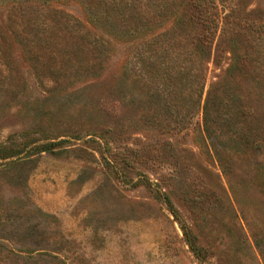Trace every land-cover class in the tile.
Wrapping results in <instances>:
<instances>
[{
	"label": "rangeland",
	"instance_id": "obj_1",
	"mask_svg": "<svg viewBox=\"0 0 264 264\" xmlns=\"http://www.w3.org/2000/svg\"><path fill=\"white\" fill-rule=\"evenodd\" d=\"M229 2L208 58L153 6L0 7V264H264V0Z\"/></svg>",
	"mask_w": 264,
	"mask_h": 264
},
{
	"label": "trees",
	"instance_id": "obj_2",
	"mask_svg": "<svg viewBox=\"0 0 264 264\" xmlns=\"http://www.w3.org/2000/svg\"><path fill=\"white\" fill-rule=\"evenodd\" d=\"M124 1L125 0H0V7L5 6L8 9L11 8L10 10L12 14L13 12H18L19 10L21 13L18 15V18L22 21L29 15L28 12L30 10L33 11L34 15L27 19V23H30L33 26H37L39 20H43L44 18V16L42 15L44 9H50V7L55 4L75 2L83 7L84 13L88 17V21L93 27L106 29L108 27L112 28L117 18L119 16L122 17V7H124V9L127 11L130 10L128 6L132 5L131 7L134 9L135 7H137L136 4H138L139 8L153 6L157 7V14L161 15L162 18H169V20L170 18L174 19L175 25H181L183 27H185L186 25L188 28H190L191 32L194 30L199 31V38L197 40L192 39L191 44L193 45L195 43V46L193 45V48L195 50H198V52L202 54L203 58H208L209 54L208 52L206 53V50L204 51V44H207V47L210 48L212 43V40L210 38H212V36L216 34L219 27L217 0H181L183 1V3L187 1V6H185L184 10H181V7L177 6V0ZM225 1L226 0H220V2L222 3H224ZM232 1L233 0H230L229 4H231ZM145 12L146 11H144V13ZM130 18H132V16H130ZM225 20L226 25H230L231 27H233V31L234 27L235 29L238 28V31L241 30L245 33L253 31V20H250L248 15H245V17L242 19L240 17V12H237L236 7L230 6V12L225 16ZM72 21H74V19H72ZM75 24L78 30H80L79 28L84 27L79 22H75ZM147 45L151 46L152 43L149 42L147 43ZM150 51L152 50L150 49ZM232 61L233 64L228 70V73L230 74L234 71L237 64V55H235V53ZM225 98H227L228 100L227 104L224 101ZM237 102H241V100L234 94H226V96L223 98L218 96L217 94L213 95L212 92L204 105L205 121H209L211 113L210 111L214 110L220 111L225 108V114L230 115L235 109V105ZM241 112L243 114H246L249 113V110L245 109ZM165 200L166 202H169L166 197ZM192 250L196 255H199V250L193 244Z\"/></svg>",
	"mask_w": 264,
	"mask_h": 264
}]
</instances>
